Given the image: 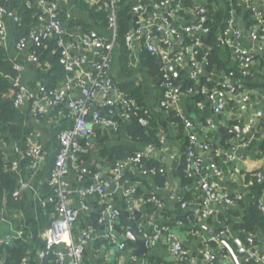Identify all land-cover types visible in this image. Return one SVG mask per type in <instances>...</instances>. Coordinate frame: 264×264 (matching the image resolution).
I'll return each mask as SVG.
<instances>
[{
	"label": "crops",
	"instance_id": "crops-1",
	"mask_svg": "<svg viewBox=\"0 0 264 264\" xmlns=\"http://www.w3.org/2000/svg\"><path fill=\"white\" fill-rule=\"evenodd\" d=\"M65 10L68 12L69 17L81 21L83 24L89 27L90 30L98 32L104 38H109L110 33L108 31L101 30L95 25L88 12L84 11L78 4V0H59ZM36 2V0H35ZM148 4L141 5L143 11L138 13L136 19L142 26L153 27L160 26L166 20L176 27H182L188 24L193 17V8L196 4V0H176L172 9L167 7H161L156 0H148ZM219 5H222V0L218 1ZM251 3L261 9L264 14V0H251ZM37 4V2H36ZM207 10H217V3L206 2ZM150 6V7H149ZM241 17L245 28H241L236 20ZM235 27L242 30L241 37L237 40L239 44L251 49L254 52V62L252 65V74L249 79L242 80L237 79L232 75L235 69L236 60L233 56L232 48L223 39L220 34L219 43L220 51L218 58L225 65L224 69H217L216 65L210 70L206 67L205 55L210 49L208 46L203 47L200 43L201 32L195 36L194 32L189 34H183L178 39H175L177 44V50L183 51L185 55L182 60L175 66L176 73L179 77L178 85L184 79L189 77L191 67L192 56L191 52L193 47L197 44L203 48L202 61L200 64H204V67H199L198 76L195 80V92L202 94V101L200 108L197 111L189 112L186 103L185 96L180 95L177 108L186 114L189 118L191 114L203 113L206 109L212 112L210 118H203L200 120L192 119L195 128L200 139L205 140L206 136L210 133L216 136L212 141L218 145V154L214 156L212 151L203 153L202 155L207 164L208 159L217 158V164L219 165L222 174L220 176H211L210 180L215 188V191L219 195L233 196L235 194H242V201L246 204L250 203L252 193L247 183V174L253 170L259 169L264 174V156L260 153L261 142L258 140L257 144L252 146L250 141L254 137L255 133L259 130L261 136L264 135V129H260L259 126L264 125V42L261 40H253L250 38L249 31L256 29V22L250 20L244 15H234ZM7 40L4 45L11 56L14 63L23 65V70L20 72V82L25 85H35L36 72L34 71L33 63L27 62L26 58L28 51L17 52L13 45L15 43V35L13 32L12 24L8 23L7 27ZM76 34H82V31L77 28ZM160 39L154 42L158 51H164L162 47L161 39L162 35L159 34ZM250 40H249V39ZM146 41L144 42L145 45ZM141 40L134 39L130 46V62L128 67L130 72L126 75L121 66L118 49L112 52V64L111 75L115 81L125 82L127 79H137L141 83V93L146 107L154 113L160 126L159 138L161 141L160 148H151L148 152V156L154 162L159 163L164 168L166 174V182L163 186H156L151 182L149 176L140 175L133 167H127L122 172L123 181L119 186H116L114 191L118 194V199L114 200L112 196L108 199L119 209H123L128 215L131 210L134 209L138 213L136 219L132 218L133 232L135 235L142 237L146 232L149 236L152 231V223H172L170 226L175 237L182 241L185 249L188 253V259L183 264H204L201 251L207 246H202L203 243L211 241L213 238L211 233H217L218 235L225 231L228 233L227 237L234 239L236 245L240 242L237 238L233 225L241 222V216L243 209L239 202L233 205L227 206L225 204L213 205L215 212L208 219H201L199 216V207L190 202L185 209L181 207L176 209V205L179 202L178 197L181 196L186 188L191 187L192 184L185 185L183 181L176 174V167L179 163V159L182 154V145L184 139L177 136V127L167 119L166 112L160 110L158 105V94L153 79L147 75L142 66L140 65L139 53L141 50ZM170 52V51H168ZM74 53L84 54L88 58L92 57V53L89 51L78 50ZM172 53H169L168 61ZM207 70L212 78L205 77L204 84H201L202 71ZM91 70L90 67L84 66L77 69L74 73L76 76ZM233 70V71H232ZM177 77V78H178ZM230 81V84L238 85V88L233 93H228L221 97V99H214L209 101L203 91L209 89L225 90V83ZM248 91L250 95L249 101L242 100L243 89ZM203 90V91H202ZM13 92V90H11ZM78 95V89L75 84H72L68 91L69 97H75ZM202 102H206L203 104ZM222 105V108L218 112H214V108ZM23 113L28 116V125L35 129V133L29 138V143H39L42 146L44 159L35 172L28 171L25 167H21V177L27 181L32 188L24 192L22 198L19 200L18 207L8 212L9 218L2 222L0 225V235L5 237L6 234L11 235L9 241L16 239L17 235L23 237L28 243V262L29 264H41V261L37 259V253L41 249L44 243L45 231L49 225L52 214L48 215L46 209L42 204L43 198L48 195L47 189H45L44 182L49 176L50 170L53 165V160L57 152L56 136L52 131V124L56 123V116L46 115L42 120L35 119L30 111L28 105L20 108ZM98 109V101L93 100L89 104V110L94 111ZM258 111L262 112V115L258 116ZM59 117H68V122H71L70 115L64 110L57 112ZM67 120V119H66ZM211 121L214 125L213 128H207L205 125L207 121ZM238 126L243 129L249 128L252 132L251 139L243 140L247 143L245 145L238 144V152L242 156L241 159H234L229 162L227 157L230 153L233 140L238 137L236 134L230 139L226 140L227 147L220 145L222 140V134L219 132L221 128H226L227 132L231 131L232 127ZM107 133L110 138V144H123L131 148L137 149L140 143H136L130 140L127 135V122H124L118 132L114 133L111 130L103 129L98 126L92 127V133L89 136V140L93 144V148L90 150V157L86 161L76 164L70 163V171L68 174V180L70 183L71 195L70 201L72 205L79 210V217L73 227L72 237L74 241H78L82 230L90 232L92 239L85 245L83 253V261L86 264H137L136 261L131 259L134 255L139 261L143 260L148 264H180L170 253V241L164 234L156 241H152L148 245V249L143 256H138L132 253V249L135 245L129 241L126 243V248L119 249L118 242L125 241L122 238L125 234H117L114 232V238L109 239L105 236L107 230L106 226L98 223V217L103 213L105 208V200L97 195H90L85 197L83 202L87 205L88 210L81 209V199L78 195V190L88 183L92 182L91 176L88 175L84 180H77L78 168L81 165L88 166L92 164L95 166L96 171L100 178H110L109 167L103 166L99 160V155L96 147V131ZM101 137V136H100ZM241 143V142H239ZM91 169V168H90ZM142 179L140 182L139 179ZM143 180L145 182H143ZM139 185L145 194H156L162 201V208L171 213L172 218L166 219L160 215L157 210L151 206H147L143 197L133 199L131 206L125 208L123 206V187H131ZM249 199V201H246ZM262 202L264 204V193L262 196ZM168 225V224H167ZM127 228V225H126ZM126 231V229H125ZM147 236V237H148ZM19 237V238H20ZM18 238V237H17ZM128 241V240H127ZM254 242L259 250H264V232H260L254 236ZM241 243V242H240ZM220 247V246H219ZM231 248V246H230ZM219 249V248H216ZM232 249V248H231ZM236 252V250H235ZM237 256L243 260V255ZM233 263V259L228 253L224 258L220 257L216 264H230Z\"/></svg>",
	"mask_w": 264,
	"mask_h": 264
},
{
	"label": "built area",
	"instance_id": "built-area-1",
	"mask_svg": "<svg viewBox=\"0 0 264 264\" xmlns=\"http://www.w3.org/2000/svg\"><path fill=\"white\" fill-rule=\"evenodd\" d=\"M87 2H95V0H85ZM245 9L249 10L256 20L257 28L249 31V36L253 40H261L264 42V14L260 8L251 3V0H238ZM37 5L41 7L42 12L38 15L39 24L35 30L30 31L27 35L19 38L15 41L13 47L17 52L28 51L27 62L36 63L38 57L34 52H29L28 48L33 45H39L42 41L52 38L55 40L59 49V63L62 65L65 71V77L59 85L52 91H47L43 85L36 83L33 86L25 85L20 82V72L23 70V65L19 63H13L14 68L18 71V76L13 81V105L17 108H22L24 105H28L34 118L38 115H48L50 110L60 103H63L65 110L72 124L69 127L61 129L57 133L58 149L53 160V165L50 170V174L47 178V187L49 189L48 195L43 198L42 204L45 207L48 204L52 206V217L49 225L45 231L44 243L41 249L37 253V259L42 261L48 255L53 257L55 264H86L83 261V253L85 245L92 239L90 232L82 230L78 241H74L72 237L73 227L79 217V210L76 209L71 201V189L68 180V174L70 171V163H75L76 151L80 148V139L86 138L88 142L87 147H91L93 144L88 139L92 133V127L98 126L103 129H108L113 132L118 131L120 124L114 117L116 112V104L120 103L126 110H130L131 104L134 102L131 99L126 98L122 92L116 88V82L111 75L112 64V52L115 48V36H116V14L115 4L118 0H110L108 6V29L110 33L109 38H104L98 32L89 30L86 33L76 34L73 38H70L69 30L65 28L62 20L58 15L57 3L55 0H36ZM207 0H196V4L193 8L192 20L182 26H172L167 20L160 26L155 28V31H151V27L142 26L136 21L137 27L133 28L130 34L126 37V43L130 47L134 39H140L144 37L146 48L148 51L155 53L157 48L154 42L160 39L159 34L162 35L161 43L165 51H172L175 39H178L183 34H189L196 30L201 33H207L209 30L203 27V22L206 20ZM158 5L161 7H167L172 9L176 0H159ZM138 10L143 11L141 5H136L133 8L134 12ZM139 12V13H140ZM138 15V14H137ZM69 16V15H68ZM18 16L13 10L7 9L0 4V43L6 44L7 40V24L17 23ZM162 26H169L168 29H164L161 32ZM154 28V27H153ZM153 30V29H152ZM158 32L159 34H157ZM242 35V30L235 27L234 18L230 19L227 26L222 31V37L232 48L233 56L236 60V65L242 76H250L252 74V65L254 62V52L238 43V39ZM199 45H195L192 49L191 56V72L189 78L193 81L196 80L199 70V62L194 60V56L198 54L196 48ZM83 50L92 53V57L88 58L84 54L74 53V51ZM185 52L175 51L172 52L170 57V63H179ZM89 66L91 70L83 73L82 75H75V71L84 66ZM174 65V64H172ZM72 84L78 89V95L75 97H69L68 91ZM160 85L164 91L162 97L158 100L157 107L164 111L171 106L178 105L180 93H176V86L173 84L169 76L164 73L161 77ZM243 89L242 100L249 101L250 95L248 91ZM236 90L234 84H225V90L209 91L207 99L213 101L214 99H221L226 92L233 93ZM203 91V90H202ZM206 94V90L203 91ZM187 93H193V87L187 89ZM93 100L98 101V109L94 111L89 110V104ZM134 105V104H133ZM222 108L221 104H218L214 108V112H218ZM258 116L262 115L261 111H258ZM124 120L129 118V114L124 111L121 114ZM178 116L183 122V126L188 137L187 148V162H186V174L188 177L200 175L197 180V188L199 195L188 203L181 202V208L185 209L190 202L195 203L199 207V216L201 219H208L211 217L215 209L213 205L225 204L227 206L240 202L243 199L242 194L219 195L210 180L211 176H220L222 171L219 165L215 162L205 163V159L202 152L212 151L214 156L218 154V149H214L204 140H200L198 133L194 130L195 125L191 118L186 114L178 110ZM139 122L143 125L147 124V118L140 117ZM207 128H213L214 125L211 121H207ZM237 135V134H236ZM238 137L233 140L230 148V153L227 157L229 162L234 159H241L242 156L238 152V144H247L243 137ZM233 137V136H232ZM241 142V143H239ZM3 149H8L14 156L9 165V170L14 172L17 176L16 189L13 192V197L20 200L24 192L28 191L31 185L25 181L20 174L21 170V158H27V165L25 169L35 172L41 166L44 153L42 146L39 143L28 142V147L25 150H20L17 146L7 147L5 143H1ZM151 148V147H150ZM146 158H148V152L137 151L132 155H128L122 160L115 162L114 166L109 168L110 178L102 179L97 172H92L88 166L81 165L77 173V180L82 181L86 176L90 175L92 182L82 186L78 190L79 198L81 199V209L88 210L87 205L83 202L85 197L90 195H97L105 200V208L103 213L98 217V223L106 226L105 236L109 239L114 238V223L119 216V208H117L111 200L108 199V188L111 185V181H114L116 186L121 184L120 177L122 172L127 167H133L140 175L150 176L158 171L154 166L146 164ZM165 172L164 168L162 167ZM160 169L159 171H161ZM204 169H207L209 173H204ZM256 182L263 186L264 193V174L262 171L256 173ZM135 186L123 187L122 194L127 198L128 206H131L133 201ZM262 196L258 201V209L261 211L264 217V204L262 202ZM180 200V197H178ZM145 203H151L156 210L162 208V201L156 194H151L147 199H144ZM130 215L134 218L135 210L132 209ZM264 232V231H262ZM166 235L170 241V253L180 263L183 264L188 259V253L181 240L177 239L171 230V228L164 223H152V231L147 237V245L150 242L158 240L162 235ZM226 232L223 231L219 234V237H224ZM255 235H248L244 244L238 245L236 254L243 255L242 261H248L254 259L259 264H264V250H259L254 242ZM20 237V234L17 235ZM16 237V238H17ZM13 238L11 235L6 234L2 238L3 241L9 242ZM126 242H118L119 249L126 248ZM204 264H216L218 258L227 256L226 254H218L216 249L212 247H205L201 251ZM131 259L136 261L137 264H148L143 260H138L134 255ZM20 264H29L28 258H23ZM230 264H235L230 263Z\"/></svg>",
	"mask_w": 264,
	"mask_h": 264
},
{
	"label": "trees",
	"instance_id": "trees-1",
	"mask_svg": "<svg viewBox=\"0 0 264 264\" xmlns=\"http://www.w3.org/2000/svg\"><path fill=\"white\" fill-rule=\"evenodd\" d=\"M57 3V10L60 19L62 20L64 26L69 31L70 38L76 35V29L79 28L82 33L88 32L90 29L88 26L83 24L81 21L70 18L68 12L62 6L59 0H55ZM157 2L159 0H156ZM220 0H207L209 3H217V10L209 9L206 14V20L203 22V27L208 28L207 33H201L200 43L203 47L208 46L210 49L206 52L205 61L207 69H211L216 65L217 69H224L225 65L218 58V53L220 51L219 36L222 31L227 26L230 19L235 16L244 15V17L256 22L253 18L251 12L244 8V6L238 0H222V5H219ZM0 4L7 9L13 10L18 16L19 20L17 23H12L13 32L15 35V41L19 38L27 35L30 31L35 30L38 26V15L42 12L41 7H39L35 0H0ZM80 7L88 12L92 22L97 25L101 30L108 31V6L110 0H95V2H87L85 0H78ZM148 0H118L115 4V14H116V36H115V47L118 49L120 62L123 72L127 75L130 72L128 63L130 62V47L126 43V37L130 34L131 30L137 27L136 17L133 16V8L136 5H146ZM150 7V6H149ZM153 28V31H155ZM159 34L158 32H156ZM99 34V33H98ZM222 36V35H221ZM142 46L139 53L140 65L144 71L149 75L155 82V87L157 89L158 99L162 97L163 87L160 85L161 77L166 73L172 80L173 84L178 86V78L174 77L171 72L166 68L163 62V58L159 51L155 53L148 51L146 45H144V37L140 38ZM163 47V45H162ZM115 49V48H114ZM29 52H34L38 61L33 64L34 71L36 72V83H40L44 86L47 91H52L55 89L65 77V71L62 65L59 63V49L56 45L54 39L49 38L42 41L39 45H33L28 48ZM196 50L198 54L194 56V60L201 63L203 48L197 47ZM14 62L11 59L8 49L0 43V225L2 222L9 218L8 212L12 209L18 207L19 200L13 197V192L17 185V176L14 172L9 170V165L13 159V154L7 149H3L1 143H5L7 147L17 146L20 150H25L28 147L29 138L35 133V129L28 125V116L21 111V109L13 105V95L11 92L13 89V81L19 75L18 71L14 68ZM175 65V63L172 62ZM233 71V70H232ZM233 76L237 79L248 80L249 76H242L240 71L235 65V69L232 72ZM116 82V88L122 92V94L131 99L134 103L131 104L130 110H126L122 104H116V112L114 117L118 120L120 126L127 122V135L131 141L149 146L151 148H160L161 141L159 138L160 126L158 124L157 118L154 113H152L145 105L143 100V95L141 93V83L137 79H127L125 82ZM205 77L202 78L201 84H204ZM195 81L191 80L189 77L184 79L180 84V95L185 96L186 107L189 112L197 111L200 108V103L202 99L201 91L200 93L195 92ZM236 89L238 85L234 84ZM193 87V93L188 94L187 89ZM203 103V102H202ZM64 110L67 112L63 106V103L58 104L53 109L50 110L49 115L56 116V123L52 124L53 136L57 138V133L72 124L65 125L68 122V117H59L57 112L59 110ZM178 108L176 106H171L164 110L167 114V119L177 127V136L184 139L182 145V154L179 159V163L176 167L177 176L183 181L185 185L192 184L191 187L186 188L185 191L180 196V200L176 205V209L181 207V202L192 201L196 196L199 195L197 188V180L200 175L188 177L186 174V162H187V148L189 145L188 137L186 135L185 128L183 126L182 120L178 116ZM126 111L129 114V118L124 120L121 114ZM180 111V110H179ZM44 115H38L35 119L42 120ZM140 117L147 118V124L143 125L139 122ZM67 119V120H66ZM260 129H264V125L259 126ZM120 129V128H119ZM118 129V130H119ZM118 132V131H116ZM114 132V133H116ZM219 132L222 134V140L220 145L227 147L226 140L230 139V136L226 128H221ZM101 136V137H100ZM216 136L213 134H208L204 140L214 149H219L218 145L212 140ZM260 139L261 148L260 153L264 156V135L261 136L258 130L250 144L254 146ZM57 147L58 140L56 139ZM88 140L86 138L80 139V148L76 151L75 163L80 164L90 157V150L93 148L87 147L86 143ZM99 155V160L103 166L113 167L115 162L126 158L128 155L136 153L138 150L131 148L123 144H110V138L107 133L101 132V130L96 131V147ZM58 149V148H57ZM146 164L149 166H154L158 171L149 177L151 182L156 186H163L166 182V174L163 171L159 163L154 162L152 159L146 158ZM212 162L217 163V158L214 157ZM21 167L27 165V158L22 157L20 162ZM92 172H97L95 166L92 164L90 167ZM162 169L161 171H159ZM259 171L253 170L247 174V183L249 184L250 191L252 193V198L250 203L246 204L240 201L239 204L243 209L241 216V222L233 225V230L239 239V241L244 244L246 237L248 235H256L264 231V217L261 211L258 209V201L263 194V186L256 182V173ZM204 173H209L207 169H204ZM50 174V173H49ZM48 178V177H47ZM142 181V179L137 178ZM121 183L123 177L119 180ZM143 182H145L143 180ZM45 189L49 193L47 187V179L44 184ZM107 194L112 196L114 200L118 199V194L116 192L108 191ZM151 194H145L139 185L135 186L133 198L143 197L147 199ZM123 206L125 208L129 207L127 203V198L123 196ZM147 206H151L156 210V208L151 203H146ZM46 213L48 215L52 214V206L48 204L45 206ZM157 212L166 219L172 218L171 213L163 208L157 209ZM138 217V213L135 212L134 218ZM132 218L123 209H119V216L114 223V231L119 234H124L126 225ZM172 222V221H171ZM166 223L168 226H172V223ZM228 233L223 238L232 250H236L238 246L231 237H227ZM126 243L129 241L125 240ZM202 246H208L216 249L218 254H228L226 247L222 246L219 241L212 239L206 244L203 243ZM220 246V247H219ZM28 243L23 237L13 239L11 242H6L2 240L0 235V264H20L23 258L28 257ZM41 264H55L53 262V257L48 255L45 259L41 261ZM242 264H259L258 261L250 259L248 261H242Z\"/></svg>",
	"mask_w": 264,
	"mask_h": 264
},
{
	"label": "water",
	"instance_id": "water-1",
	"mask_svg": "<svg viewBox=\"0 0 264 264\" xmlns=\"http://www.w3.org/2000/svg\"><path fill=\"white\" fill-rule=\"evenodd\" d=\"M141 10H138L137 12H134L133 13V16H137V14L140 12ZM237 24L241 27V28H245L244 24H243V19L241 17H239L237 20H236ZM162 30L161 32L163 33V30L164 29H168L169 26H162ZM195 36L198 35V31L196 30L194 32ZM249 39V38H248ZM250 40V39H249ZM177 50V44L175 43V45L173 46V50L170 51V52H162V51H159V53L161 54L162 58H163V62L164 64L166 65V68L169 72H171L173 74L174 77H178L177 73H176V69H175V66L172 65L169 61H168V58H169V53H172L173 51H176ZM199 67H204V64H199ZM202 77H208V78H212L210 73L203 69L202 73H201ZM230 81H227V83L225 84H229ZM217 89H213V91H216ZM180 91V85L177 86L176 88V93L178 94ZM209 89H206V97H207V94L209 93ZM226 94H228V92H226ZM203 104H206V102H203ZM212 116V112L211 111H208V110H204L203 113H194V114H191L190 117L192 119H196V120H200V119H203V118H210ZM229 135H233V134H237L245 139H251L252 138V132L250 131L249 128H241V127H238V126H234L232 127L231 131H229L228 133ZM201 139H199L200 141ZM137 150L138 151H144V152H149L151 150V148L149 146H145L143 144H139L138 147H137ZM211 162V159H208L207 160V163H210ZM80 169V167L78 168V170ZM116 188V185L114 183V181H111V185L109 186L108 188V191H114ZM246 201H249V199H246ZM147 233L145 232L143 234L142 237L140 236H137L134 234L133 232V222L131 220L128 221L127 223V228H126V231H125V234L122 238L130 241L131 243H133L135 245V248L132 249V253L135 254V255H138V256H143L145 255L147 249H148V245H147ZM211 236L213 239L217 240L220 242V244L224 247L227 248L228 250V253L230 254V256L232 257L233 259V262L235 264H242V260L237 256V254L235 253L234 250H232L230 248V246L227 244V242L219 237V235L217 233H211ZM238 245H241V243L239 242Z\"/></svg>",
	"mask_w": 264,
	"mask_h": 264
}]
</instances>
